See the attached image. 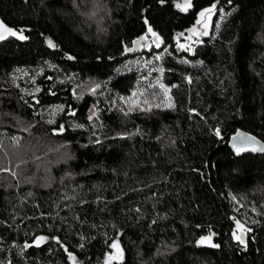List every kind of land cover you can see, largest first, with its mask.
I'll use <instances>...</instances> for the list:
<instances>
[{
    "label": "trees",
    "instance_id": "16d2710c",
    "mask_svg": "<svg viewBox=\"0 0 264 264\" xmlns=\"http://www.w3.org/2000/svg\"><path fill=\"white\" fill-rule=\"evenodd\" d=\"M0 24V264H264V150L230 145L264 147V0H0Z\"/></svg>",
    "mask_w": 264,
    "mask_h": 264
},
{
    "label": "rangeland",
    "instance_id": "374dc122",
    "mask_svg": "<svg viewBox=\"0 0 264 264\" xmlns=\"http://www.w3.org/2000/svg\"><path fill=\"white\" fill-rule=\"evenodd\" d=\"M188 6V2H186L184 5L181 6L182 10H185ZM201 13H204L203 16H201ZM198 16L197 22L195 24V26L191 29H189L188 31H186V33H184L181 37H182V43L183 44H192V42H194L200 35L204 34L207 32V28L209 27V22H210V13L208 10H203ZM4 28H7L4 26ZM8 29V28H7ZM0 34H2L3 36H6L7 34H9L8 32L3 31V29H0ZM133 104H137V100L133 101ZM139 105V104H137ZM141 105V104H140ZM42 144L41 141H39V139H37V141H35V143H33L34 146H36V151L34 154H39V152H42L39 150L40 145ZM4 152V151H3ZM33 155V154H32ZM243 229H239V231H241ZM37 243L39 242L38 240L36 241ZM109 255L110 257L107 258V264H112L114 261H119L122 258V251L120 248H112L109 251Z\"/></svg>",
    "mask_w": 264,
    "mask_h": 264
},
{
    "label": "water",
    "instance_id": "95a60500",
    "mask_svg": "<svg viewBox=\"0 0 264 264\" xmlns=\"http://www.w3.org/2000/svg\"><path fill=\"white\" fill-rule=\"evenodd\" d=\"M150 42L149 38L140 37L136 40H134V43L127 49V53H133V52H139L141 51L142 46H147V44ZM143 44V45H142ZM230 145L231 146H238V147H245L250 145H256L258 151H263L264 147L263 144L256 140L253 136L246 134V133H236L234 134L230 139ZM239 238L245 241V233L240 232ZM239 239V240H240Z\"/></svg>",
    "mask_w": 264,
    "mask_h": 264
},
{
    "label": "snow or ice",
    "instance_id": "6c2138e0",
    "mask_svg": "<svg viewBox=\"0 0 264 264\" xmlns=\"http://www.w3.org/2000/svg\"><path fill=\"white\" fill-rule=\"evenodd\" d=\"M208 11L211 12L212 9H209ZM203 15H204V13H201V16H203ZM0 29H3V31L8 32L9 34H11V35H13V36L17 35V34H16L15 32H13L11 29L4 28V25H3V24H0ZM0 39H4V36H3L2 34H0ZM19 39H22V40H23V39H25V37L21 34V35L19 36ZM49 44L51 45V41H49ZM238 239H240V238L238 237ZM240 242L243 243V240L240 239Z\"/></svg>",
    "mask_w": 264,
    "mask_h": 264
}]
</instances>
